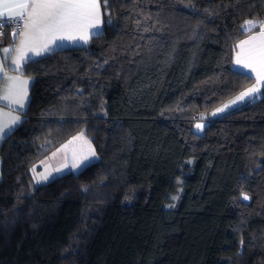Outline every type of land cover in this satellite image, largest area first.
<instances>
[{"label":"trees","instance_id":"obj_1","mask_svg":"<svg viewBox=\"0 0 264 264\" xmlns=\"http://www.w3.org/2000/svg\"><path fill=\"white\" fill-rule=\"evenodd\" d=\"M101 9L102 35L24 66L29 101L0 143V264H264V96L193 129L253 83L231 63L264 0ZM78 132L98 160L33 187L31 166Z\"/></svg>","mask_w":264,"mask_h":264},{"label":"snow or ice","instance_id":"obj_2","mask_svg":"<svg viewBox=\"0 0 264 264\" xmlns=\"http://www.w3.org/2000/svg\"><path fill=\"white\" fill-rule=\"evenodd\" d=\"M104 6L107 7V0H104ZM7 23H15L16 27L13 28L12 34L19 40L14 47L2 49L0 76L6 78L9 83L4 91L0 92V102H7L10 108L23 110L25 102L29 99L27 87L29 80L23 75L7 74L4 64L8 56L14 52L11 67L13 71L22 73L31 55L38 56L42 52L49 51L51 46L63 40L79 39L86 43L93 32L96 35H102L101 0H0V27ZM108 23L110 24L111 20ZM257 26L259 30L254 31ZM245 31L251 34L235 46L238 51L235 52L234 62L245 70L240 74L254 79L255 83L241 91L223 108L217 109V113L246 98L255 99L257 96H264V21L246 20L241 26V32ZM5 116L8 117L7 124L4 121ZM20 121L19 115L0 110V139L7 134L6 127L11 130V126ZM196 127L199 129L203 125L197 124ZM62 150H64L65 161L69 162L72 168L79 167L96 155L91 142L82 133L73 137L68 144L62 145V149L57 151ZM55 155L56 153H53V156ZM41 164L45 165V171L39 174L40 181H47L52 172H59L68 166V163H65L60 168H52L49 171V166L45 162L42 161ZM33 171L35 172V167ZM177 198L172 197L173 200ZM244 199L248 197L244 196Z\"/></svg>","mask_w":264,"mask_h":264},{"label":"crops","instance_id":"obj_3","mask_svg":"<svg viewBox=\"0 0 264 264\" xmlns=\"http://www.w3.org/2000/svg\"><path fill=\"white\" fill-rule=\"evenodd\" d=\"M101 13H102V9H101ZM102 21H103V15H102ZM101 27H102V30H103V23H102V26H101ZM258 30H259V29H258ZM258 30H257V31H258ZM12 33H13V32H9V33H7L5 41L2 42V43H0V59L3 58V52H2V49H3V48H6V47H14L15 44L18 43L19 38H18V37H14ZM249 34H251V33H249ZM249 34H248V35H249ZM94 35H96L95 32H93V33L90 35V38H91L92 36H94ZM246 37H247V36H245L243 39H245ZM90 38L88 39V41H87L86 43H85L84 41H82V40H79V39H76V40H74V41L63 40V41H61V42H59V43H57V44L51 46V50H49V51L42 52V53H41L40 55H38V56H37V55H31L28 61L39 59V58H41V57H43V56H45V55H47V54H50V53L56 51L57 49L66 48V47H79V46H86V45L89 43ZM241 40H242V39H241ZM237 44H238V43H237ZM237 44H236V45H237ZM236 51H238V49L235 47V50H234V53H233V58H232V63H231V68H232L233 70H235V71H238V72L245 71L244 69H242V68H240L239 66H237V65L235 64V62H234V61H235V52H236ZM13 55H14V52H13L11 55H9L8 58H7V60L5 61V64H4L5 70H6V72H7L8 75H23L24 78H26V79L29 80V83H28V85H27V87H28V97H29V90H30V86H31L32 78L29 77V76H27V75H25V74L23 73V71H22V73H17V72H15V71H13V69H12V67H11V61H12V56H13ZM28 61H27V62H28ZM25 65H26V64H25ZM23 69H24V67H23ZM8 83H9V82L7 81L6 78H4L3 76H0V92L4 91V89H5V87H6V85H7ZM254 83H255V80L253 81L252 84H254ZM252 84H251V85H252ZM251 85H250V86H251ZM250 86H249V87H250ZM244 90H245V89H244ZM239 93H240V92H239ZM239 93H237L236 95L232 96L231 98L227 99L226 101H224L223 103H221L220 105H218L217 107H215L214 109H212V110L206 115L205 120L209 121V120H212V119H214V118H217V117H219L220 115L226 113L227 111H229V110H231V109H234V108L238 107V106L241 105L243 102H245V101L251 99V98H246L244 101H240V102H237L236 104H232V105H230V107L226 108L223 112H219V113L216 112L217 109H219V108H223V106H224L225 104H228V102L234 100L235 97H236ZM28 101H29V99L25 102V108H24L23 110H19L18 108H10V107L7 105V102H0V110H3V112H5V113H9V112H11L12 115H19V116L21 117V120H22V118H23V113H24V111H25V109H26V107H27ZM213 113H216V114L213 115ZM4 121H5V124L8 123V117H7V116L4 117ZM19 123H20V122H19ZM19 123L15 124V125H12V126H11V130H9V128L6 127V128H5V132H6L7 134H9V133H10V132H11V131H12V130H13V129L19 124ZM7 134H6V135H7ZM6 135H5V136H6ZM5 136H4V137H5ZM4 137H3V138H4ZM3 138L0 139V143H1V141L3 140Z\"/></svg>","mask_w":264,"mask_h":264},{"label":"rangeland","instance_id":"obj_4","mask_svg":"<svg viewBox=\"0 0 264 264\" xmlns=\"http://www.w3.org/2000/svg\"><path fill=\"white\" fill-rule=\"evenodd\" d=\"M205 118H206V115H201V117L198 118V120L194 123L193 129H194L195 132H197V133H202L203 132V130H204L206 124H207V122L205 121ZM197 124H201V125H203V127L198 129L196 127ZM81 133L82 132H78L77 134L73 135L71 138H69L65 142H63L60 145H58L57 147L53 148L51 151H49L47 154H45L37 163H35V164H33L31 166V168H30V183H31V185L33 187L38 186V185H41V184H44V183H47L48 181H50V180H52V179H54V178H56L58 176H61L63 174L69 173V172L77 173L78 171H80L86 165H88V164H90V163L95 162V161L98 160V154H97V152L95 150V152H96L95 157H90L87 161H85L79 167L72 168L71 167V164L69 162L65 161V159H64V150H62L60 152L57 151L58 149H62V145L68 144V142L70 140H72L73 137H76L78 134H81ZM83 136L88 141L91 142V140L87 136H85L84 134H83ZM91 145L94 148V145H93L92 142H91ZM53 153H56V155L53 156ZM69 155H70V152H69ZM42 161L45 162V164H47L49 166V168H48L49 171H51L52 168H60L61 165L62 164H65V163H68V166L62 168L61 171H59V172H52V175L49 177V179L47 181H40L39 180V174L41 172H44L45 171V165L44 164H41ZM34 167H35V172L33 171V168ZM176 192L169 195V198L170 199H169L168 202H166L164 204V207L165 208H172L174 206V203H175L176 199L173 200L172 197H174V196L177 197L178 193H176ZM244 196H247L248 197V195L242 194L241 195L242 200L248 201L249 200V197H248V199H244ZM170 205H172V206L170 207Z\"/></svg>","mask_w":264,"mask_h":264},{"label":"built area","instance_id":"obj_5","mask_svg":"<svg viewBox=\"0 0 264 264\" xmlns=\"http://www.w3.org/2000/svg\"><path fill=\"white\" fill-rule=\"evenodd\" d=\"M15 27V23H7L5 26L0 27V33H2V35H0V43L5 41L7 33L13 32V28Z\"/></svg>","mask_w":264,"mask_h":264}]
</instances>
